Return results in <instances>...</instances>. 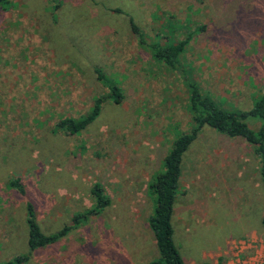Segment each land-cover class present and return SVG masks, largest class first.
<instances>
[{"label": "rangeland", "instance_id": "obj_1", "mask_svg": "<svg viewBox=\"0 0 264 264\" xmlns=\"http://www.w3.org/2000/svg\"><path fill=\"white\" fill-rule=\"evenodd\" d=\"M59 4L56 7V4ZM188 38L179 68L140 43ZM170 29V30H169ZM78 133L79 118L108 88ZM188 80L222 109L249 111L264 90V0H3L0 2V264L28 252L25 203L43 233L72 225L22 264H148L156 255L147 183L179 131L190 129ZM253 131L264 118L247 116ZM254 146L204 125L182 158L172 223L185 264H264V184ZM18 179L21 193L11 181Z\"/></svg>", "mask_w": 264, "mask_h": 264}, {"label": "trees", "instance_id": "obj_2", "mask_svg": "<svg viewBox=\"0 0 264 264\" xmlns=\"http://www.w3.org/2000/svg\"><path fill=\"white\" fill-rule=\"evenodd\" d=\"M58 6L59 4L57 3L56 7ZM130 26L132 31L137 34L140 43L148 46L155 60L170 68H179V57L188 38L177 42L169 41L163 43L157 37L148 43L143 32L135 25L132 18H130ZM95 72L97 78L102 80L108 88V92L106 95L96 98L90 111L85 116L79 118L65 117L59 120L58 126L63 127L69 133H78L91 123L98 116L101 104L108 98L116 104L122 100V92L118 84L103 73L99 67L95 68ZM187 87L190 129L188 131H179L178 135L172 140L170 149L163 156L159 169L147 183V193L152 195L154 199V208L148 217V225L156 248V255L148 264H185L173 239L174 226L172 219L175 212L176 195L179 190L184 152L204 125H208L226 136L242 137L251 143L254 146L255 154L260 160L259 172L264 184V124L261 125L258 131H253L245 122L247 116L264 118V90L249 111H228L219 107L210 95L202 93L196 81L188 80ZM11 183L21 193L23 192L18 179L12 180ZM90 194L92 197L91 206L83 212L74 213L71 218L72 225H64L61 229L49 234L41 231L33 204L30 201L26 202L28 252L2 264H22L28 259L31 251L56 242L59 238L65 236L72 226H77L81 222L87 221L90 216L101 212L109 202L102 185L98 182L93 183ZM262 221L264 223V219ZM202 264L220 263L204 261Z\"/></svg>", "mask_w": 264, "mask_h": 264}, {"label": "crops", "instance_id": "obj_3", "mask_svg": "<svg viewBox=\"0 0 264 264\" xmlns=\"http://www.w3.org/2000/svg\"><path fill=\"white\" fill-rule=\"evenodd\" d=\"M152 233V232H151ZM154 239V238H153Z\"/></svg>", "mask_w": 264, "mask_h": 264}]
</instances>
